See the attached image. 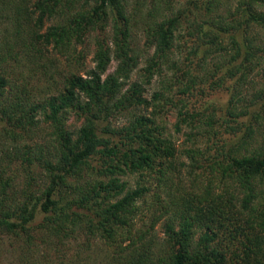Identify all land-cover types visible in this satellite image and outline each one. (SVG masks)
<instances>
[{"label":"trees","instance_id":"trees-1","mask_svg":"<svg viewBox=\"0 0 264 264\" xmlns=\"http://www.w3.org/2000/svg\"><path fill=\"white\" fill-rule=\"evenodd\" d=\"M1 4L0 230L80 233L101 264H264V0Z\"/></svg>","mask_w":264,"mask_h":264},{"label":"rangeland","instance_id":"rangeland-1","mask_svg":"<svg viewBox=\"0 0 264 264\" xmlns=\"http://www.w3.org/2000/svg\"><path fill=\"white\" fill-rule=\"evenodd\" d=\"M12 1V0H10ZM128 7L135 5L136 0H125ZM140 3L143 0H138ZM146 2V0H144ZM225 1V0H223ZM143 5V4H142ZM10 13V10L4 7L1 4L0 0V36L3 32L4 27L10 26V21L7 15ZM47 22L45 23V25ZM136 26L139 27L137 24ZM9 29V28H8ZM7 29V30H8ZM107 30V29H106ZM133 35H136L135 41L138 47H141L142 38L136 28L133 29ZM101 35H104L103 32H100ZM105 33H108L106 31ZM76 50L80 48L79 44H74ZM94 46L92 43V38L86 39L83 47L81 48V55L84 58L82 60V64L84 67H90L92 65V52ZM53 52V51H52ZM62 59V58H61ZM143 57H141L139 63H137V68L140 67L143 63ZM115 61L111 60V62L107 65L106 72L112 70ZM61 70L66 71L68 66L65 68L62 66V60L59 63ZM79 67L74 68L72 67L73 71L79 72ZM22 74L26 75V69L24 67L21 68ZM16 71H19L16 70ZM81 73V72H80ZM13 75V71H12ZM133 77V75H132ZM34 77L33 81L34 84L44 89V83L40 79H36ZM257 87V85H256ZM152 88V87H151ZM147 92H150V87L146 88ZM228 94L226 91L223 90H215L210 92V94L206 95L201 99V101L206 103H212L218 109L217 113H222L224 109L226 99ZM38 118V117H37ZM174 120V114L169 113L167 115V124L168 130L171 132V122ZM66 123L68 126H75L78 125L79 122L70 115L67 117ZM183 130L181 129L179 132L175 134V142H180L183 139ZM0 158H1V151H0ZM2 159V158H1ZM5 161L2 159V163L0 168L5 164ZM14 171L18 172V184L21 185L22 177L24 174L20 171V167L18 165H11L9 168L7 167L5 170V175H11ZM136 178V175H127L126 179L130 185L133 183V180ZM41 214L36 215V219L34 224L40 222ZM161 225L158 223L153 230L156 239H159L161 236ZM33 239L32 242L27 241L25 242L24 236L22 233H12V232H5L0 230V264H101V261L105 258V254L103 252L104 247L103 245L100 247L95 239L91 241L85 240V244L88 243L89 247L87 249H83L80 245L82 241H84V236L80 233L74 234L75 239H66L64 244L61 246L57 242L54 243L56 240L53 237H50V243H44L39 240V237L36 233L31 232Z\"/></svg>","mask_w":264,"mask_h":264}]
</instances>
